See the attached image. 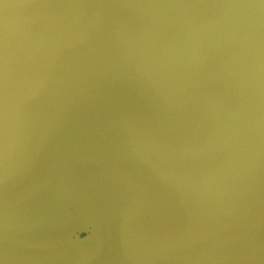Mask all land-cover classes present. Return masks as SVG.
Returning <instances> with one entry per match:
<instances>
[{
    "label": "water",
    "instance_id": "water-1",
    "mask_svg": "<svg viewBox=\"0 0 264 264\" xmlns=\"http://www.w3.org/2000/svg\"><path fill=\"white\" fill-rule=\"evenodd\" d=\"M0 264H264V0H0Z\"/></svg>",
    "mask_w": 264,
    "mask_h": 264
}]
</instances>
